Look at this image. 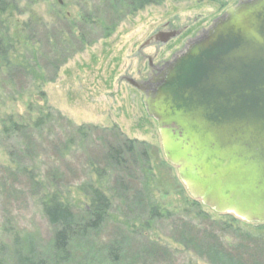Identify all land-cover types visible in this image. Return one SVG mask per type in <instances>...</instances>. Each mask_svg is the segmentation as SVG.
<instances>
[{"label": "rangeland", "instance_id": "rangeland-1", "mask_svg": "<svg viewBox=\"0 0 264 264\" xmlns=\"http://www.w3.org/2000/svg\"><path fill=\"white\" fill-rule=\"evenodd\" d=\"M241 1L155 0L132 11L115 0L112 5L105 0H48L28 6L37 16L29 21L28 15L8 18L12 26L16 21H27V32L38 31L43 42L39 62L52 67L44 73L46 83L28 95L23 94L26 86L20 73L18 77H0V264H16V249L23 254L30 252L35 262L38 258L49 261L53 228L41 206L49 196H65L76 208L88 205L90 192L75 188L63 192L60 185L59 192H48L53 188L47 187L48 171L49 179L58 175L61 183L70 186L92 181L111 198V213L116 218V223L110 221L94 237V243L75 245L69 264H100L98 244L116 239L125 246L120 264H223L225 260L203 251V241L234 258L240 256L243 263L264 264V224L215 213L190 197L176 167L165 160L157 124L147 116L143 95L133 86L155 80L156 69L183 52L214 20ZM54 12L59 19L54 18ZM16 49L9 55L13 64L25 57L19 47ZM10 81L13 88L7 84ZM39 109H48L46 113L53 119L57 113L72 125L93 127V131L88 145L63 159L58 151L61 135L57 126L45 131L43 141L44 134H37V144L26 153L30 159L27 168L44 183L33 185L26 174L17 172V166L10 165V153L22 139L4 138L1 131L9 119L34 120ZM122 138L150 147V167L160 181L153 199L164 212L162 219L145 225V229L136 227L132 233L124 224L130 223L137 211L133 207L136 197L129 199L131 204L122 203L115 185V177L126 174L113 167L97 186L93 172L106 171L100 161L102 147ZM129 187L132 193L140 192L139 185L131 183Z\"/></svg>", "mask_w": 264, "mask_h": 264}, {"label": "water", "instance_id": "water-1", "mask_svg": "<svg viewBox=\"0 0 264 264\" xmlns=\"http://www.w3.org/2000/svg\"><path fill=\"white\" fill-rule=\"evenodd\" d=\"M190 197L264 224V0H244L135 86Z\"/></svg>", "mask_w": 264, "mask_h": 264}, {"label": "trees", "instance_id": "trees-1", "mask_svg": "<svg viewBox=\"0 0 264 264\" xmlns=\"http://www.w3.org/2000/svg\"><path fill=\"white\" fill-rule=\"evenodd\" d=\"M39 1L47 2L48 0H0V77L5 74L6 77L11 76L13 78L18 77L20 73L25 80L24 85L26 88L23 90V94L25 95H28L30 91L38 89V87L46 83L44 73L49 72V68L52 66H49V64L44 66L39 62L41 56L40 47L43 42L38 36V31L31 29L29 30V32H31L30 34L27 32V21H16L12 26L11 23L8 22V18H10V16L20 17L22 15H28L27 20L29 21L32 17H37L34 10H28V6L31 3L39 4ZM105 1L112 5V0ZM154 1L155 0H115L116 3H121L125 9L132 11L140 10L147 5L155 3ZM53 15L54 18L57 17V19H59V14H57V12H54ZM37 27H39V25ZM57 36L61 38L59 34H57ZM50 40L51 39H49V41ZM55 46L57 47V45ZM16 47H19V49L25 53V57H23L21 61L13 64L9 60V55H11V52L15 53L17 51ZM12 81L7 83L11 88L14 86ZM46 110L48 109L36 110V112L39 113L34 120L30 118L25 121H13L9 119L6 124L2 126L1 131L4 138L22 139V141H17V144L15 143L13 147L15 149L10 153V159L12 160L10 165L11 167L17 166V172L26 174L33 185L38 183V181L44 183L41 180V176H35V172H31L27 168L30 159L26 153H28L33 144H37L39 140L36 136L37 134H44L41 140L43 141V138H45V131H49L52 125L57 126L61 135L57 138L59 146L58 151L61 150L60 156L63 159L66 158L65 156L67 154H71L73 157L76 150L83 148L86 144L88 145V135L93 131V127L74 126L57 113H55L57 119H53L49 113H46ZM30 111L31 110L28 109V112ZM58 123H60V125ZM102 150L100 161L105 165L104 167L106 168H104V170L106 171L99 172V170H93L98 178V181H95L97 186L101 183V180L105 177L108 170L112 171L113 167H115V169L119 168L121 172L126 175L115 177V185L120 192L118 198L122 203L126 202V204H131L133 202H130L129 199L136 197L134 199L136 202L133 204V207H135L137 211L133 214L132 221L124 224L127 231L132 233L136 227L145 229V225H152L154 221L156 222L162 219L164 212L160 209L158 203H154L153 199V190L157 189L156 185L160 181L155 170L150 167V158H152L150 156V154H152L150 147L144 143L122 138L114 143L105 144ZM17 159H20V162L17 161ZM89 162L92 161L89 160ZM49 172L50 171L46 172L45 178V180L47 179L50 183L47 187L53 186V188L56 189L53 191L52 188L48 190V192H59L57 191L59 185L60 190L63 192H73V188L79 191L90 192L89 203L82 208H76L75 205H71L72 202L67 200L65 196L64 198L58 195L49 196L41 205L48 224L53 228L49 261H43L38 258L35 262L30 257V252L23 254L20 249H16L14 252L16 264H69L73 258L72 248L75 245L85 242L89 246V244L95 242L94 237L98 235L110 221L116 223V218L111 213V198H109L99 186H94L95 184L92 183V181L83 184V186L82 184L79 186H70L67 182L61 183L60 180L62 177L58 175H53L51 179H49ZM54 176H56V179ZM39 177L40 179H38ZM131 183L137 187L139 185L138 191L140 192H134L137 190H133V193L130 192L129 184ZM41 188L44 187L41 186ZM182 204L183 207L186 208V199L182 200ZM195 206L194 203L191 204L192 209H194ZM184 226H186V223H184ZM148 227L149 226H147L146 230ZM257 243L258 242L255 244ZM202 244L204 245V252L207 251L211 256L213 253L215 257L225 260L224 262L228 260L234 261V264H247V262L243 263L241 261L240 256L234 258L228 255V252L224 250L218 251L217 247L211 242L203 241ZM258 244L257 246L263 247V244ZM124 249V244L118 239L98 244L97 253L101 259L98 263L120 264ZM224 262L221 263H227Z\"/></svg>", "mask_w": 264, "mask_h": 264}, {"label": "flooded vegetation", "instance_id": "flooded-vegetation-1", "mask_svg": "<svg viewBox=\"0 0 264 264\" xmlns=\"http://www.w3.org/2000/svg\"><path fill=\"white\" fill-rule=\"evenodd\" d=\"M189 43H190V42H189ZM187 45H188V44H187ZM187 45H186V46H187ZM186 46H185L183 52L186 50ZM183 52L179 53L178 55L182 54ZM178 55L174 56V58H173L171 61H173L176 57H178ZM171 61H170V62H171ZM168 63H169V62H168ZM166 64H167V63H166ZM166 64H164L163 66L159 67V69H156V74H157V75H158V71L161 70V69H163V68L165 67Z\"/></svg>", "mask_w": 264, "mask_h": 264}]
</instances>
